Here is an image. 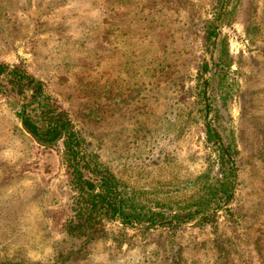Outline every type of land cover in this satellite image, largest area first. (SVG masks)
I'll return each mask as SVG.
<instances>
[{
  "label": "rangeland",
  "instance_id": "374dc122",
  "mask_svg": "<svg viewBox=\"0 0 264 264\" xmlns=\"http://www.w3.org/2000/svg\"><path fill=\"white\" fill-rule=\"evenodd\" d=\"M0 60L46 84L142 203L210 195L220 146L235 171L211 223L106 220L85 242L65 229L63 144L40 147L0 93V264H264V0H0Z\"/></svg>",
  "mask_w": 264,
  "mask_h": 264
},
{
  "label": "trees",
  "instance_id": "16d2710c",
  "mask_svg": "<svg viewBox=\"0 0 264 264\" xmlns=\"http://www.w3.org/2000/svg\"><path fill=\"white\" fill-rule=\"evenodd\" d=\"M215 34V26L209 23L207 39L213 38ZM0 93L16 99L23 129L40 147L50 149L59 143L63 144L64 162L75 192L71 218L65 226L71 237L85 242L96 239L104 234L106 220H120L126 226L145 229L164 223L179 225L196 218L197 224L211 223L216 215L209 210L222 207L232 197L235 171L220 146L227 172L219 181V186L210 189V195L195 201L191 208L185 206L178 211H173L165 202L142 203L127 192L111 169L99 160L69 113L48 92L43 81L22 66L9 65L0 60ZM201 94L204 100V89ZM211 109L210 104L208 110ZM208 129L210 136L218 141L211 126ZM228 151L231 153L230 148Z\"/></svg>",
  "mask_w": 264,
  "mask_h": 264
},
{
  "label": "water",
  "instance_id": "95a60500",
  "mask_svg": "<svg viewBox=\"0 0 264 264\" xmlns=\"http://www.w3.org/2000/svg\"><path fill=\"white\" fill-rule=\"evenodd\" d=\"M222 7H223V3L221 4L220 10L222 9ZM228 157H230V156L228 155Z\"/></svg>",
  "mask_w": 264,
  "mask_h": 264
}]
</instances>
